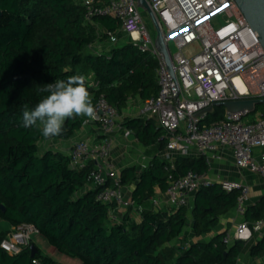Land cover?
<instances>
[{"label": "trees", "instance_id": "trees-1", "mask_svg": "<svg viewBox=\"0 0 264 264\" xmlns=\"http://www.w3.org/2000/svg\"><path fill=\"white\" fill-rule=\"evenodd\" d=\"M0 10V220L13 227L33 223L58 252L79 264H237L244 238L226 243V232H221L191 242L185 228L191 212L195 235L212 232L220 217L237 206L240 189L228 191L216 182L197 191L192 207L155 211L148 206L153 196L167 191L172 178L190 170L207 173L206 156L155 155L141 171L136 165L125 167L120 184L135 185L131 197L144 210L139 219L129 215L131 208L115 219L110 214L115 205L97 198L112 180L79 194L93 162L76 169L68 153H41V126L22 127L25 106L33 109L48 95L41 89L73 75L86 78L93 72L96 88L85 82L93 106L104 94L119 113L133 98L157 95L158 58L130 40L106 52L90 51L94 43L116 35L121 22L111 16L86 22L85 7L78 0H0ZM263 107L260 104L257 111ZM226 111L216 105L206 121H219ZM82 124L78 116L68 118L56 137L69 136ZM123 125L142 145L167 148L169 139L157 118L126 116ZM263 216L264 197L247 208L245 218L253 222ZM11 230L0 225V264H69L46 253L33 239L11 254L1 246ZM262 251L264 237L252 248L254 254Z\"/></svg>", "mask_w": 264, "mask_h": 264}, {"label": "built area", "instance_id": "built-area-1", "mask_svg": "<svg viewBox=\"0 0 264 264\" xmlns=\"http://www.w3.org/2000/svg\"><path fill=\"white\" fill-rule=\"evenodd\" d=\"M155 12L174 63V76L165 57L155 45L146 25L138 0H81L85 7L86 22L96 16H111L121 22V28L130 41L143 51L153 53L159 60L157 95L144 100L141 113L155 117L166 130L167 150L187 155L199 150L210 162L220 146L233 149L236 164L264 177V107L251 111H226L219 121L207 122L208 111L200 116L193 114L209 107L212 102L237 98H264V47L258 34L241 12L235 0H148ZM177 44L172 53L170 43ZM191 46L198 51L184 47ZM214 104V103H213ZM95 118L84 117L83 123L96 124L99 135L93 139L80 138L69 149L71 166L82 169L93 162L86 185L103 187L98 200L114 204L110 210L113 218L116 209L130 208L140 216L144 206L137 204L120 184V172L111 159L113 134L119 111L102 94L95 107ZM131 131H127L130 135ZM262 147L260 154L256 148ZM172 158L171 154L167 156ZM220 182L224 189H240L237 210L245 215L250 187L237 180L216 181L206 172L190 170L183 176L172 178L165 194L173 208L192 207L195 195L203 187ZM159 206V196L151 198ZM254 232L264 237V216L250 222L246 218L237 224L234 234L226 233L224 242L243 238ZM39 229L33 223H22L12 228L1 246L17 254L29 245ZM34 262L37 263L35 260Z\"/></svg>", "mask_w": 264, "mask_h": 264}, {"label": "crops", "instance_id": "crops-1", "mask_svg": "<svg viewBox=\"0 0 264 264\" xmlns=\"http://www.w3.org/2000/svg\"><path fill=\"white\" fill-rule=\"evenodd\" d=\"M129 40H130L129 36L121 28L119 32L116 35L112 36L110 39L106 41H98L94 43L89 48V50L92 52H106L110 48L125 43ZM86 81L88 82L90 87L96 88L95 74L93 72L90 71L88 73L86 77ZM89 93L91 96L92 92L89 91ZM143 102L144 100L141 98H133L130 100L128 105L123 109V111L119 113L117 126L113 134L111 159L120 173L125 167L132 165H136L140 171L143 170L145 167H147L150 164L151 160L155 155L167 159H171L167 157L169 154H171L172 158H175L176 156L180 155L178 153L170 152L169 150H167V148L165 150L159 151L156 145L144 146L138 141L137 138L131 139L129 137L130 135L126 134L128 129L123 125L124 117L126 116L149 117L141 113ZM78 117L83 121L85 116H78ZM98 135H99V130L96 124L83 123L80 129L74 131L69 136L52 137L48 139L45 138L39 141L40 152L41 150L42 152H44L45 150L52 149L64 153H69V149L73 141L80 138L93 139ZM262 150H263L262 147H257L256 153L260 154ZM187 155L201 156L203 154L197 149H192L190 153ZM209 165L210 167L207 174L212 179L216 181H221L223 179H231L249 185L250 192H249V199L247 201L248 208L259 204L262 198L264 197V177L246 168H242L238 166L236 164L235 156L232 148L228 146H220L215 152V155L212 158V160L209 162ZM134 187L135 185L124 186L125 192L128 196H131ZM88 189L89 186L85 184L79 191V194L87 191ZM157 196H159V200H160L159 206H155L152 200L148 202V206H151L155 211L164 210V209L167 210L173 209V207H171L167 201V195L165 194V192L158 193ZM128 212L129 211L125 209H116L115 215L117 216V219H122L125 216V214ZM129 215L132 218L139 219V216L135 214L133 211H130ZM245 215L240 214L237 208L234 207L228 213L220 217L219 224L217 225V227H215L212 230V232L202 236H197L195 235L193 230V218L190 212L189 222L185 228V233L187 234L188 239L191 242L197 239L209 240L213 236L221 232H226V233L229 232L231 234H234L237 224L245 218ZM1 225L3 227H8L9 229L13 228V226H8V224L3 222ZM37 234L39 233L33 234L32 239L39 245L36 239ZM40 236L43 237L42 235ZM243 238L246 240V244L240 256L238 257L237 264H264V251H262L259 254L252 253V248L260 240L257 234L254 232H248L246 236ZM234 240L235 239H233L232 242H234ZM58 253L60 258H63L69 264H79L78 259L68 257L64 254H61L60 252Z\"/></svg>", "mask_w": 264, "mask_h": 264}, {"label": "clouds", "instance_id": "clouds-1", "mask_svg": "<svg viewBox=\"0 0 264 264\" xmlns=\"http://www.w3.org/2000/svg\"><path fill=\"white\" fill-rule=\"evenodd\" d=\"M85 76L73 75L67 80H56L41 89L48 93L33 109L22 113V127L41 126L44 138L59 136L66 119L76 116L95 118V109L85 84Z\"/></svg>", "mask_w": 264, "mask_h": 264}, {"label": "water", "instance_id": "water-1", "mask_svg": "<svg viewBox=\"0 0 264 264\" xmlns=\"http://www.w3.org/2000/svg\"><path fill=\"white\" fill-rule=\"evenodd\" d=\"M235 1L238 4L243 15L246 17L250 25L253 27V29L258 34L259 39L264 47V0H235ZM138 5L144 10L148 11L149 14L151 15L155 23L156 29H157L155 45L158 51L164 55L170 72L174 76H176L175 70H174L173 59H172V56L168 48V43L164 39L162 28L160 27V24L158 22L155 12L153 11L148 0H138ZM2 14H3V11L0 10V17L2 16ZM260 104L264 106V98L230 99V100L212 102V104L209 107L193 115L199 117L203 111L210 112L213 110L214 106L216 105H223L230 112H238V111H243V110L255 112L257 110V107ZM129 137L131 139H135L136 135L131 133ZM2 207L5 210V205H2ZM35 250H36V246L32 245V254H34Z\"/></svg>", "mask_w": 264, "mask_h": 264}, {"label": "rangeland", "instance_id": "rangeland-1", "mask_svg": "<svg viewBox=\"0 0 264 264\" xmlns=\"http://www.w3.org/2000/svg\"><path fill=\"white\" fill-rule=\"evenodd\" d=\"M79 1H81V0H79ZM141 13H142V16H143V19H144L146 25L148 26V29H149V31H150L152 37L155 38L156 35H157V29H156L155 23H154V21H153L151 15L149 14L148 11L144 10L143 8H141ZM170 45H171L172 53H173V54H176V52L178 51L177 44H176L174 41H172V42L170 43ZM192 49H193V48H192L191 46L184 47V51H185L187 54H189V51L192 50ZM193 50H194V52H196V51L199 50V48H195V47H194ZM253 113H255V112H252V113L250 114V117H253ZM41 153H42V150H41ZM2 222L5 223L6 221H4V220H0V225L2 224ZM6 224H8V223L6 222ZM8 226H9V225H8ZM36 239H37L39 245L42 247V249H43L46 253L52 255L55 259H57V260H59V261L67 262V261L64 260L63 258H60L59 253H58V250L56 249V247L52 246L46 238H43V237H41L39 234H37V235H36Z\"/></svg>", "mask_w": 264, "mask_h": 264}]
</instances>
